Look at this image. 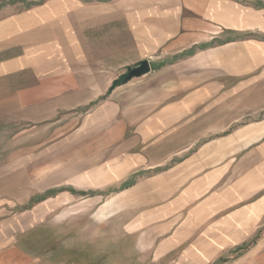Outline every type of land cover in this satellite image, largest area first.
<instances>
[{
    "label": "crops",
    "instance_id": "obj_1",
    "mask_svg": "<svg viewBox=\"0 0 264 264\" xmlns=\"http://www.w3.org/2000/svg\"><path fill=\"white\" fill-rule=\"evenodd\" d=\"M0 144V264L88 263L63 192L123 264H264V0H0Z\"/></svg>",
    "mask_w": 264,
    "mask_h": 264
},
{
    "label": "rangeland",
    "instance_id": "obj_2",
    "mask_svg": "<svg viewBox=\"0 0 264 264\" xmlns=\"http://www.w3.org/2000/svg\"><path fill=\"white\" fill-rule=\"evenodd\" d=\"M43 131H45V128L43 129ZM63 132H65V129ZM29 133H35V132H29ZM59 133L62 132L60 131ZM44 144H48V143H44ZM113 189H115L114 186H112L107 191L101 189V191L96 190L93 193L95 194L102 191L103 193L104 192L109 193L110 191H113ZM32 198L34 200L36 196ZM54 199L55 201H57L58 204H60L57 212L58 220L64 221L62 223H64L63 226H65V230H66L65 232L69 231L70 234L74 232L76 237L78 236V234H83L86 232L90 234L89 235L90 245L88 247L91 248V251L88 253L87 256L89 257L87 264H89V261L91 264H123L120 257L118 258L117 256L116 258V256L112 255V251L114 252L113 249L116 242H118V240L114 239L113 223L102 219L101 217H99L97 213L96 208L99 201L98 196H96L95 198H93L92 195L73 198V196H71L70 194L63 192L62 194L59 193L57 196H55ZM31 209L33 208L30 207V205H25L21 207L9 208V211L10 214H16L19 210L28 211ZM43 224L45 226L49 223L44 222ZM64 234L66 233L60 234V237H64L66 239V236L68 235H64ZM72 235L73 234H71L70 236ZM77 243L78 244L82 243V240L77 241ZM77 243L76 246H79ZM129 245L132 246V242L130 239H129ZM105 247L106 249H104ZM98 248H101V250H98ZM132 259H134V262L138 260L137 262L139 264L144 263L141 257L137 255H133Z\"/></svg>",
    "mask_w": 264,
    "mask_h": 264
},
{
    "label": "water",
    "instance_id": "obj_3",
    "mask_svg": "<svg viewBox=\"0 0 264 264\" xmlns=\"http://www.w3.org/2000/svg\"><path fill=\"white\" fill-rule=\"evenodd\" d=\"M150 71V64L147 60H143L138 63L136 66L129 68L128 72L125 74L122 79L123 82L129 81L133 77L142 76Z\"/></svg>",
    "mask_w": 264,
    "mask_h": 264
},
{
    "label": "trees",
    "instance_id": "obj_4",
    "mask_svg": "<svg viewBox=\"0 0 264 264\" xmlns=\"http://www.w3.org/2000/svg\"><path fill=\"white\" fill-rule=\"evenodd\" d=\"M124 76H125V75L121 76V78H120L119 80H117L116 83H117L118 81H121V80L124 78Z\"/></svg>",
    "mask_w": 264,
    "mask_h": 264
}]
</instances>
